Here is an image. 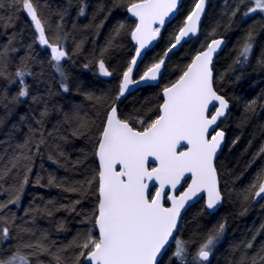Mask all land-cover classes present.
Here are the masks:
<instances>
[{"label": "trees", "instance_id": "obj_1", "mask_svg": "<svg viewBox=\"0 0 264 264\" xmlns=\"http://www.w3.org/2000/svg\"><path fill=\"white\" fill-rule=\"evenodd\" d=\"M218 1L225 2L227 11L237 2L236 15L233 16L232 11L221 12L222 9L219 14H211V8H215ZM196 2L183 0L177 16L160 29L158 42L146 52L132 77L139 79L149 66L163 58L165 64L159 82L138 87L120 99L118 116L129 119L136 129H141L137 121L150 122L159 115L162 90L179 78L193 57L213 39L226 41L225 50L213 66L214 87L230 104L227 117L219 124L225 133V145L215 164L224 201L215 214H208L202 201L191 207L159 264H180L172 256L176 239L186 244L185 264H193L192 255L220 223L225 225L224 232L204 264H239L242 258L245 264H251L253 257L264 255L261 252L264 248V195L253 199V193L248 191L257 176L264 173V153L260 152L264 147V64L258 62L264 59V15L243 14L244 5L253 4L252 0H206L198 36L165 56ZM0 3L3 4L0 7V51L5 45L15 49L0 59V168L8 165L10 158L20 151L17 146L31 135L29 126L39 127L37 120H43L46 138L39 153H35L34 146L25 149L34 153L31 161L25 162L30 163L32 169L28 173L29 182L20 192L19 202L8 204L0 211V217L7 221H0V228L10 230L7 239L0 238V257L8 258L17 251L28 255L33 250L22 245L46 235L52 252L66 248L61 253L62 264H74L79 249L66 246L74 238L82 240L89 229L97 236L94 220L87 222V218L95 214L98 184L94 181L86 195L65 189L79 187L98 170L96 141L108 110L116 102L123 72L134 57L136 48L131 31L136 22L127 14V0H34L46 35L53 43L59 37V44L68 53L61 61L64 72L61 77L51 61V50L39 43L34 24L22 6L12 5L11 0H0ZM120 24L124 28L116 35L115 29ZM249 32L253 38L250 59L243 66L234 65ZM100 60L112 75L100 74ZM17 69L26 73L23 79L29 95L14 99L21 87L20 78L15 76ZM62 85L68 87L67 92ZM89 94L101 99H88ZM253 100L254 108L248 110ZM45 111L47 115L41 117ZM81 121L87 122L89 127L84 135L74 136L73 131ZM23 174V167L19 171L13 169L8 177L0 180V203H6L15 194ZM49 177L54 178L53 185L48 184ZM75 201L80 203L74 210H68ZM249 241L253 244L250 249L245 247ZM28 259L29 264H35L37 259L42 264H57L50 255L28 256ZM83 260L80 264H85Z\"/></svg>", "mask_w": 264, "mask_h": 264}, {"label": "snow or ice", "instance_id": "obj_2", "mask_svg": "<svg viewBox=\"0 0 264 264\" xmlns=\"http://www.w3.org/2000/svg\"><path fill=\"white\" fill-rule=\"evenodd\" d=\"M127 2L128 12L138 21L131 31V38L138 47L136 56L123 72L119 91L115 97L117 101L125 95L129 85L157 80L165 64L163 58L149 66L139 81L132 79L133 65H136V57L141 55V50L159 35L160 28L153 25L163 26L165 19L177 10L178 5V0H138V2L127 0ZM252 2L254 7H249L245 16L257 10L264 12V0H252ZM11 3L21 5L22 10L30 17L38 34L39 43L51 50V61L54 62L56 71L63 77L61 61L68 56V53L59 44V37L56 38L57 42L53 43L46 35L44 22L38 14L34 0H11ZM204 5L205 0H197L193 10L185 18L184 25L179 28L175 43L164 53L165 56L184 38L197 34ZM0 7H3L2 3ZM80 14H84L83 8L80 9ZM232 15L235 16L236 12L233 11ZM57 27L60 26L57 25ZM123 28L124 25L120 24L115 29V34L119 35ZM252 39V33L249 32L237 52L234 65L243 66L249 61L253 51ZM8 43L11 44V39ZM223 43L222 39H213L207 44L205 50L199 51L193 57L179 78L162 90L163 102L159 105V115L150 122L137 121L142 125L141 129H136L129 119L118 116L117 106L113 102L96 141L95 156L99 162L98 170L91 179L83 181L79 187L65 189L86 195L94 181L98 184L96 189L98 203L95 214L89 216L87 222L94 220V228L99 235L96 236L89 229L82 240L74 238V241L66 246L79 249L74 264H80L82 258L89 264H158L157 258L164 254L170 239L174 238L173 233L178 229L182 210L186 209L190 201L204 193L206 209L213 210L222 202L214 161L225 137L224 131L219 128L218 121L226 116L229 101L214 87L212 64L214 54L218 53ZM8 51H15V49H9L5 45L4 50L0 51V59H3ZM258 62L264 64V59ZM98 68L102 76L112 75L105 67L103 60L98 62ZM25 75L24 71L17 69L15 76L20 78L21 87L18 96L14 99L29 95L23 79ZM62 87L65 92L68 91L66 85ZM87 98L97 101L101 99L91 94ZM255 103L254 100L251 101L247 109L252 110ZM213 108L214 111H212ZM46 115V111L41 113V117ZM36 124L39 127L30 125L31 135L17 146L20 151L10 158L8 165L0 168V180L8 177L13 169L19 171L22 167L24 168L23 180L15 194L6 203H0V211L8 204H17L20 200V192L29 182L28 173L32 169L30 163L25 162H30L34 153L25 149L34 146L35 153H39L46 144L43 120H37ZM88 127L87 122H79L73 135H84ZM37 133H39V139H37ZM182 142L187 145V150L177 151V147ZM260 152L264 153V147L260 149ZM149 158L157 163V166L150 170L147 167ZM49 159L52 157L49 156ZM186 173L190 174L191 183L183 193L179 196L168 195L164 191L165 187L171 186L175 189ZM152 180L159 185L154 195L149 192V185L146 183ZM36 182L39 184L40 179L38 178ZM48 184H54L53 177H49ZM248 191L253 193V199L264 195V173L257 176L256 182ZM163 196H167V199L171 201V207H165L161 203ZM244 199L247 200L248 196ZM78 203L80 201L73 202L68 210H74ZM47 214L51 215V212ZM0 221L7 223L2 217ZM224 229L225 225L220 223L198 246L191 257L193 264H204L209 261ZM9 235L8 227L0 228V238L7 239ZM252 239L255 240V236ZM46 241L45 235L36 242L24 243L23 248L33 251L28 255L17 251L8 258L0 257V264H29L28 256L39 257L40 255L53 256L57 264H62L61 253L66 248L52 252ZM245 247L252 248V242H247ZM261 252H264V248ZM186 255L188 253L185 242L176 239L172 256L180 261V264H185ZM35 264H42V262L37 259ZM239 264H245V258H242ZM251 264H264V255L253 257Z\"/></svg>", "mask_w": 264, "mask_h": 264}, {"label": "water", "instance_id": "obj_3", "mask_svg": "<svg viewBox=\"0 0 264 264\" xmlns=\"http://www.w3.org/2000/svg\"><path fill=\"white\" fill-rule=\"evenodd\" d=\"M182 2H183V0H178L177 10L174 11V13L170 14V16L167 17V18L165 19V23H164L163 26H161V25H159V24H155V25H153V27L164 28V27H165V26H166L171 20H173V19L177 16L178 11H179V9H180V7H181V5H182ZM196 3H197V2H196ZM194 7H195V6H194ZM204 10H205V5H204ZM127 12H128V10H127ZM203 14H204V11H203V13L201 14V20H202ZM128 16H129L131 19H133L136 23L138 22V21H137V18L134 17V16H132L131 13H129V12H128ZM201 20H200L199 25H198V31H197V34H196V35H189L188 37L184 38V40H182L181 43L184 42V41L190 40V39H192V38H194L195 36L198 35V33H199V29H200V23H201ZM183 25H184V23H183ZM183 25H182V26H183ZM178 32H179V31H178ZM177 34H178V33H177ZM177 34H176V35H177ZM158 36H159V35H158ZM158 36H157L156 39L150 41V42L148 43L147 47H145L144 49L141 50V55H140L139 57H136V59H137V63H136V65H133V72H134V70L136 69V67L138 66V64L140 63V60L142 59L144 53L147 52L148 50H150V49L153 47V45H155V43L157 42ZM216 39H222V40L224 41L223 38H216ZM131 40H132V38H131ZM132 42H133L135 48L137 49L138 45L136 44V42L133 41V40H132ZM174 43H175V39H174ZM174 43H173V44H174ZM181 43H180V44H181ZM180 44H179V45H180ZM179 45H178V46H179ZM225 45H226V43H225V41H224L223 45L221 46V49L218 50V53H217V54H214L213 62H214V60L216 59V57L221 53V51L224 49ZM178 46H177L176 48H178ZM176 48L172 49V51L175 50ZM135 56H136V51H135L134 57H135ZM212 66H213V64H212ZM161 70H162V68H161ZM133 72H132V74H133ZM160 76H161V73L158 75V78H157V80H155V81H141V82L138 83V84H131V85H129L128 89L126 90L125 95H127V94L130 93V92H132L134 89H136V88H138V87L149 86V85L157 84L158 81H159V79H160ZM132 79H133V78H132ZM139 80H140V78H139L138 80H136V81H139ZM125 95H124V96H125ZM124 96H123V97H124ZM161 97H162V102H163V96H162V93H161ZM121 98H122V97H121ZM121 98H120V99H121ZM120 99H119V100H120ZM119 100H118V101H119ZM118 101L115 103L116 106L118 105ZM229 107H230V106H229ZM212 111H214V108L212 109ZM228 111H229V108H228V110H227V113H228ZM226 117H227V114H226L225 117L221 118L220 121H218V124H220V122H221L222 120H224ZM219 128H220V126H219ZM224 144H225V137H224V141H223V143H222V146H221V148L218 150V153H217V155H216V158H215V161H214L215 164H216V161H217V159H218V157H219V155H220V153H221V151H222V149H223V147H224ZM186 150H187V145L184 144L183 142L181 143V145H179V146L177 147V151H186ZM96 161H97V165H98V168H99V162H98L97 157H96ZM156 166H157V163H156L154 160H152L151 158H149V162H148V165H147V167L149 168V170H150L151 168H153V167H156ZM117 170H119V165H117ZM146 183H148V185H149V192H150L152 195H154L156 189L159 187L158 183H157L156 181H154V180H152V181H146ZM190 183H191V176H190V174H187V173H186V174H185V177L182 179L181 183L178 184L177 187H176L175 189L171 188V186H166L165 189H164V191H165L168 195L179 196L181 193H183V191L187 188L188 184H190ZM218 187H219V189H220L219 178H218ZM221 195H222V194H221ZM262 196H263V195H262ZM201 201L203 202L204 208H205V210H206V212H207L208 214H215V213L217 212V210H218L219 208L222 207V204H223L224 198H223V196H222V202H221V203H220L215 209H213V210H208V209H206V206H205L206 194H204V193H201V195H200L199 197L194 198L193 201H190V202L188 203V205L186 206V209H185V210H182L181 218H180L179 223H178V229H177L176 231H174V233H173V237H174V238H175L176 234L178 233V230H179V228H180V226H181V224H182V219H183L185 213H186L191 207H193L194 205L198 204V203L201 202ZM161 203H162L165 207H171V201H169V200L167 199V196H163V197H162V199H161ZM95 230H96V229H95ZM96 233H97V236H98L99 233H98L97 230H96ZM174 238H171V239H170V243H169V245L166 246V250L164 251V254L161 255V256H159V257L157 258L158 264H159V262L161 261V259L163 258V256L165 255V253H166V252L168 251V249L170 248L171 244L173 243ZM83 261H84L85 264H89V262H88L87 260H83ZM204 263H205V262H204Z\"/></svg>", "mask_w": 264, "mask_h": 264}, {"label": "rangeland", "instance_id": "obj_4", "mask_svg": "<svg viewBox=\"0 0 264 264\" xmlns=\"http://www.w3.org/2000/svg\"><path fill=\"white\" fill-rule=\"evenodd\" d=\"M216 3H218L216 6H215V8L214 7H212L211 8V14H219L220 12L219 11H221V9H222V11L221 12H227L228 13V11L229 12H231L232 11V13H233V11H236L237 10V5H238V3L236 2V5H235V3L233 4V5H235L232 9H231V11L230 10H226L225 9V2L223 1H218V2H216ZM249 7H254V4H249V5H244V7H243V14H245L247 11H248V8ZM210 9V8H209ZM219 12V13H218ZM255 13H261L262 15H264V12H261V11H259V10H257L256 12H253V13H251V14H249V15H252V14H255ZM174 251H175V249H174Z\"/></svg>", "mask_w": 264, "mask_h": 264}, {"label": "bare ground", "instance_id": "obj_5", "mask_svg": "<svg viewBox=\"0 0 264 264\" xmlns=\"http://www.w3.org/2000/svg\"><path fill=\"white\" fill-rule=\"evenodd\" d=\"M194 6H195V5H194ZM193 8H194V7H193ZM127 9H128V8H127ZM192 10H193V9H192ZM205 12H206V0H205V10H204V14H203L202 20H203V18H204ZM127 14H128V12H127ZM174 19H175V18H174ZM174 19H173V20H174ZM173 20H171L170 22H172ZM202 20H201V23H200V28H201ZM170 22H169L168 24H170ZM168 24H167V25H168ZM167 25H166V26H167ZM160 29H162V28H160ZM199 31H200V29H199ZM198 34H199V33H198ZM159 35H160V34H159ZM197 36H198V35H197ZM197 36H195V37H197ZM195 37H194V38H195ZM194 38H192V39H194ZM158 39H159V36H158ZM158 39H157V42H158ZM224 41H225V40H224ZM157 42H156V43H157ZM184 42H186V41H184ZM184 42H182V43L178 46V48H179ZM210 42H211V41H210ZM210 42H209V43H210ZM132 43H133V42H132ZM156 43H155V45H156ZM173 43H174V42H173ZM173 43H172V44H173ZM225 43H226V41H225ZM155 45H153V47H154ZM153 47H152V48H153ZM170 47H171V46H170ZM206 47H207V46H206ZM152 48H151V49H152ZM178 48H176L175 50H177ZM225 48H226V45H225V47H224L223 50H225ZM205 49H206V48H205ZM205 49H204V50H205ZM175 50L171 51L170 53L174 52ZM223 50H222V51H223ZM135 51H136V50H135ZM148 51H149V50H148ZM222 51H221V52H222ZM145 54H146V52L144 53V55H145ZM144 55H143V57H144ZM196 55H197V54H196ZM218 56H219V55H218ZM218 56H217V57H218ZM143 57H142V59H143ZM217 57H216V58H217ZM142 59L140 60V62L142 61ZM215 60H216V59H215ZM215 60H214V62H213V66H214ZM191 61H192V60H191ZM190 63H191V62H190ZM139 64H140V63H139ZM139 64H138V65H139ZM213 66H212V68H213ZM137 67H138V66H137ZM137 67H136V68H137ZM162 67H163V66H162ZM135 70H136V69H135ZM135 70H134V72H135ZM161 71H162V70H161ZM134 72H133V74H134ZM133 74H132V77H133ZM142 75H143V74H142ZM142 75H141V76H142ZM141 76H140V77H141ZM160 77H161V76H160ZM137 80H138V79H137ZM159 80H160V79H159ZM135 81H136V80H135ZM158 82H159V81H158ZM154 85H155V84H154ZM161 93H162V92H161ZM128 94H129V93H128ZM125 96H126V95H125ZM125 96H124V97H125ZM122 98H123V97H122ZM122 98H121V99H122ZM119 101H120V100H119ZM119 101H118V102H119ZM116 102H117V100H116ZM116 102H115V103H116ZM229 106H230V104H229ZM229 109H230V107H229ZM228 112H229V111H228ZM227 114H228V113H227ZM224 145H225V144H224ZM223 148H224V147H223ZM222 150H223V149H222ZM221 152H222V151H221Z\"/></svg>", "mask_w": 264, "mask_h": 264}]
</instances>
